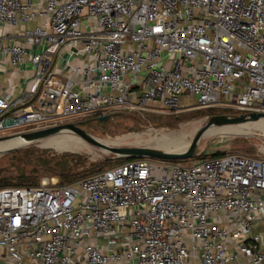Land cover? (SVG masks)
<instances>
[{"label": "built area", "instance_id": "built-area-1", "mask_svg": "<svg viewBox=\"0 0 264 264\" xmlns=\"http://www.w3.org/2000/svg\"><path fill=\"white\" fill-rule=\"evenodd\" d=\"M0 62L30 72L17 95L0 88L1 134L119 111L264 113V0H0ZM262 221L264 157H141L1 187L0 264H264Z\"/></svg>", "mask_w": 264, "mask_h": 264}, {"label": "rangeland", "instance_id": "rangeland-1", "mask_svg": "<svg viewBox=\"0 0 264 264\" xmlns=\"http://www.w3.org/2000/svg\"><path fill=\"white\" fill-rule=\"evenodd\" d=\"M181 103L194 104L195 100L194 98L181 97ZM204 111L207 112L205 108H196L194 106L180 107L175 110L158 112V113L151 111H142V112L159 114L161 115V117L156 119V122L153 123L151 122V120L145 119V121H143L142 123V127L138 129L130 128L127 130L126 128L130 127V125L133 124L135 117L134 115H137L136 113H141V112L119 111L111 114L109 118H107L104 121H100L97 118H94V116L90 115V117L81 119L75 124L81 127L82 129H84L92 137L98 140L115 141L116 142L115 145L112 144L111 146L150 147L155 145V138H161V137L165 138L167 135L171 134L172 132L177 134L183 130H185L186 133L185 134L186 140L191 141L196 131L202 128L207 123L210 116H212V115H208ZM230 112H232L233 115L239 114V112L235 110H230ZM167 122L168 124H166ZM14 134L15 133L5 131L2 134L0 133V139L13 136ZM59 134H73L77 136L75 132L70 130L60 131ZM42 140L41 139L35 140L20 145L16 148L6 150L7 152L6 151L1 152L0 168L8 166L10 164L9 158L13 152L22 151L30 148L47 150L48 154L46 157L58 156L64 153L75 154L83 157L85 159L84 163L83 164L77 163L78 165L75 168L77 172L81 174L83 173V175L90 174L91 173L90 171L92 170H94L95 172L96 170H98L99 167L107 168V165H105L107 161L118 160L112 163V165H114L126 159V156H121L119 154L106 151L103 148L99 146H95L83 139H81L80 144H78L76 146V149L73 151L70 150L57 151L51 147L41 146ZM228 151L249 154L252 156L264 157V125L255 124L254 122H247L240 126L231 125V127L222 129L221 131L215 134L205 135V136L203 135L199 139L195 153L192 157L171 160V161L178 163L182 166H188L191 165L196 159L216 156L219 155L220 153H224ZM144 158H148V157H144ZM149 159L161 160L157 158H149ZM73 160L76 159L75 158L71 159V162H74ZM92 164H96V166L92 167ZM66 166H67V162H64L62 164L60 162L59 168L64 169ZM22 167L23 170L29 171L33 167V165L25 163V165H23ZM9 168L10 170L15 171V168L13 166H9ZM43 178H49L50 180H53L54 182H58V183H60L61 181L59 174L49 171L42 173L37 177L38 183Z\"/></svg>", "mask_w": 264, "mask_h": 264}, {"label": "trees", "instance_id": "trees-1", "mask_svg": "<svg viewBox=\"0 0 264 264\" xmlns=\"http://www.w3.org/2000/svg\"><path fill=\"white\" fill-rule=\"evenodd\" d=\"M205 109L207 112L205 111L204 112L207 113L208 115H215V114L233 115L229 109H225V108L211 107V108H205ZM220 110H223V111H220ZM136 114L137 115H134L135 117L133 116L134 117L133 124L130 125V127H127L126 128L127 130L130 128L138 129L142 127V123L143 121H145V119H149L153 123V122H156V119L161 117V115L159 114H154V113H149V112H141V113H136ZM91 115L97 119L98 117L102 116L101 113H94ZM88 117H90V115L87 116V118ZM166 124H168V122ZM47 154H48L47 150L36 149V148H30V149H25L22 151L13 152L9 158L10 164L8 166L0 168V188L5 187V186H33V185H36L38 183L37 177L41 175L42 173H45L48 171L59 174L61 184L76 180L78 179V177L81 178V177L86 176V175H83V173L81 174L75 170L78 164L84 163L85 159L83 157L79 155H75V154H68V153H64L58 156L46 157ZM74 158L76 160H73L74 162H71V159H74ZM135 158H141V157L126 156L125 160H130V159H135ZM116 161L118 160L107 161L105 165H107V168H108L112 166L113 162H116ZM60 162L61 164L64 162H67V166L64 169L59 168ZM25 163L32 164L33 167L29 171L23 170L22 166L25 165ZM9 166H13L15 168V171L10 170ZM94 166H96V164H92V167ZM105 168L99 167L98 170L105 169ZM90 172L92 173L94 172V170Z\"/></svg>", "mask_w": 264, "mask_h": 264}, {"label": "water", "instance_id": "water-1", "mask_svg": "<svg viewBox=\"0 0 264 264\" xmlns=\"http://www.w3.org/2000/svg\"><path fill=\"white\" fill-rule=\"evenodd\" d=\"M110 115L105 114L98 117V120L104 121ZM260 117H264V113H256L252 112L249 114H238V115H229V114H215L210 116L207 123L200 129L197 130L195 135L192 138V142L189 148L184 152H167L165 150H161L159 148H151V147H142V146H133V147H115L109 146L104 143H101L96 138L92 137L89 133H87L84 129L76 125L75 123H62L55 126H51L44 129H39L30 132H23L16 136H22L27 141H35L39 140L54 134L59 133L63 130H70L75 132L76 134L83 137L87 142L99 146L106 151H110L121 156H139V157H148V158H157L164 160H177L192 157L195 153L197 143L201 138L202 132L211 127V126H221L225 124H238L243 122H252L258 120Z\"/></svg>", "mask_w": 264, "mask_h": 264}, {"label": "bare ground", "instance_id": "bare-ground-1", "mask_svg": "<svg viewBox=\"0 0 264 264\" xmlns=\"http://www.w3.org/2000/svg\"><path fill=\"white\" fill-rule=\"evenodd\" d=\"M252 122H254L255 124H259V125H264V117H260L258 120L252 121ZM245 123H247V122L238 123V124H225V125H221V126H211L202 132L201 137L203 135L205 136V135L215 134V133L221 131L222 129L231 127V125H239L240 126V125L245 124ZM191 132H194V131H191ZM185 134H186L185 130H183L177 134L172 132L171 134L167 135L166 137L164 136L165 138H163V137L155 138V145L150 146V147L151 148H159L161 150L163 149L167 152H184L189 148V146L192 142V139H191V141L186 140ZM76 135L77 136H75L73 134H59V133L54 134V135L42 138L43 140L41 139L42 140L41 146L51 147L57 151H65V150L73 151L76 149V146L78 144H80L81 139L85 140L80 135H78V134H76ZM98 141H100L101 143H104L106 145H109V146L112 144L115 145V143H116L115 141H111V140L110 141L98 140ZM138 141H139V139H138ZM29 142H32V141H27L22 136H10L7 138H1L0 139V153L3 151H6V150L12 149V148H16L20 145H23V144L29 143Z\"/></svg>", "mask_w": 264, "mask_h": 264}, {"label": "crops", "instance_id": "crops-1", "mask_svg": "<svg viewBox=\"0 0 264 264\" xmlns=\"http://www.w3.org/2000/svg\"><path fill=\"white\" fill-rule=\"evenodd\" d=\"M40 23L39 20L33 21L31 23L25 24V25H20L17 28H9L7 26H4L5 31H19L22 29V27H31L36 24ZM27 68V67H26ZM25 65H21L19 67L17 66H12L9 63H3L0 62V88L5 91V92H10L13 95H17L23 86V78L24 76L28 75L30 72L29 70H25ZM259 231L263 232L264 231V221H262L258 228ZM103 241H100V244H102ZM103 245V250L104 251H109L110 248L106 247L104 244ZM23 264H33V262L29 259H25Z\"/></svg>", "mask_w": 264, "mask_h": 264}]
</instances>
